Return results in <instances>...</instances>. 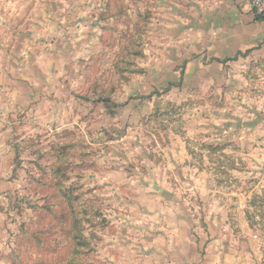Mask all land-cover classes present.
<instances>
[{
    "label": "rangeland",
    "instance_id": "1",
    "mask_svg": "<svg viewBox=\"0 0 264 264\" xmlns=\"http://www.w3.org/2000/svg\"><path fill=\"white\" fill-rule=\"evenodd\" d=\"M25 1L0 0V37ZM86 3L65 15L102 34L69 28L39 101L0 89V264H264V61L165 91L196 53L159 0Z\"/></svg>",
    "mask_w": 264,
    "mask_h": 264
},
{
    "label": "crops",
    "instance_id": "2",
    "mask_svg": "<svg viewBox=\"0 0 264 264\" xmlns=\"http://www.w3.org/2000/svg\"><path fill=\"white\" fill-rule=\"evenodd\" d=\"M85 1L35 0L31 2V8L28 1L18 3L19 16H15L14 20L10 18L2 25L0 37V56L6 60L0 66V79L6 80L0 89L7 93V98L11 100L9 104L13 103L21 109L22 104L28 108L30 103L39 101L43 89L40 74H47L48 69L55 75L61 72L57 60L68 57L63 44L70 35L69 28L73 26L79 29L78 36L82 38L86 35L82 36L80 32L86 31L89 24H95L93 29L96 33L100 29L101 36L104 24L97 15L90 23L78 18L70 20L65 15L67 7L76 6L85 14L89 8ZM250 1L159 0L160 24L165 28V33L169 34V29L172 33L174 28H184L183 36L176 34L175 41L187 43L196 53L186 63L166 62L165 67L161 66L167 69L164 71L166 74L175 75V79L170 81L179 82L183 73L181 84L188 86L193 77L197 81L204 80L203 77L209 75L210 67L218 74L223 63L235 58L264 61V16L253 10ZM191 44L196 46L192 47ZM174 262L167 261L166 264ZM196 264L217 263L210 258Z\"/></svg>",
    "mask_w": 264,
    "mask_h": 264
},
{
    "label": "trees",
    "instance_id": "3",
    "mask_svg": "<svg viewBox=\"0 0 264 264\" xmlns=\"http://www.w3.org/2000/svg\"><path fill=\"white\" fill-rule=\"evenodd\" d=\"M129 45H130V42H129V40H128V43H127L126 47L124 48L123 55L120 56V58H121V60H120V64H121V65H124V64H128V63H129V62H128V58H129V56H130ZM127 57H128V58H127ZM120 64H118V68L121 70V72L124 71V70H126V68H123ZM120 70H119V71H120ZM121 72H119V73H121ZM182 81H183V73L181 74L180 81L177 82V83H169L168 86L165 88V91H168V90H169L173 85H175V84H176V85H180ZM156 93H158V92H154V94H156ZM100 101H103L104 104H105V106H106V108H107V109H110V105H109V103H110L111 99H110L109 97H107V96H103V95H102L101 98H100Z\"/></svg>",
    "mask_w": 264,
    "mask_h": 264
},
{
    "label": "built area",
    "instance_id": "4",
    "mask_svg": "<svg viewBox=\"0 0 264 264\" xmlns=\"http://www.w3.org/2000/svg\"><path fill=\"white\" fill-rule=\"evenodd\" d=\"M250 4L257 14L264 16V0H251Z\"/></svg>",
    "mask_w": 264,
    "mask_h": 264
}]
</instances>
